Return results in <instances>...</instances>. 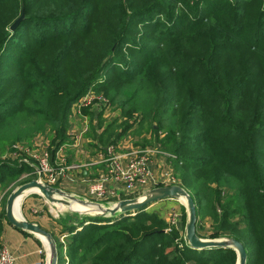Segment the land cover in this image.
<instances>
[{"label": "trees", "instance_id": "16d2710c", "mask_svg": "<svg viewBox=\"0 0 264 264\" xmlns=\"http://www.w3.org/2000/svg\"><path fill=\"white\" fill-rule=\"evenodd\" d=\"M91 90L121 110L116 139L143 123L164 133L197 235L233 237L246 264H264V0H0V149L48 132L53 158L70 142L73 104ZM112 133L109 124L99 142ZM26 166L2 162L0 185ZM149 206L57 221L65 250L43 229L58 264H236L233 249L178 248Z\"/></svg>", "mask_w": 264, "mask_h": 264}, {"label": "rangeland", "instance_id": "374dc122", "mask_svg": "<svg viewBox=\"0 0 264 264\" xmlns=\"http://www.w3.org/2000/svg\"><path fill=\"white\" fill-rule=\"evenodd\" d=\"M88 96L93 97V100L99 99V96L106 98V97H104L103 93H97L96 91H93V90H91V92L88 94ZM76 102L72 106L69 120H73L71 118L77 117L78 108H77V105H75ZM96 102L93 101L90 105H88V108L90 110L95 109V111H98L100 113L103 112L104 115H101V117L97 121V122H99L98 125L94 124L90 120V117L87 118L85 116L86 114L83 115V110L88 109V108H85L82 110V112L79 116L83 115V117H85V121L87 119L86 125L81 126V128L79 130L77 129V132H75V133L71 132V131H70L71 133H69V130H68V138H69L68 140H70L73 134H78V133H81L83 131H85V133H86L87 130L89 132V129H92L95 127L93 129L95 134L93 136L92 135L88 136V139H90V141H92V143H93V149L88 147V149H86L87 151L86 150L83 151V149H82V147L84 146L83 137H82L83 141L79 142L78 146H74V145L70 146L71 148H74V150L79 154V155H77V157H75V159H77V161H78L77 162L78 164L77 163H72V164L66 163L67 159H66L65 155L63 154V150H64L63 145H61L59 147V148H61L60 150L58 148L55 151L53 158L50 156V151H51V148L49 146L50 145V135L48 132L37 133L36 136L29 139L28 141H25V140L19 141V142L15 143L9 150L6 147L2 146V148L0 149V165L2 164V162L20 164V163H25L24 161H27L28 164L26 163L27 169L24 170L20 174V177L18 179L11 181V182H8L7 184H4L3 186L0 185V194L2 196L0 221L5 219V216L3 215V210L5 211L6 200L12 191L19 188L20 185L28 183L32 180H39V182H40L39 176H37V173H36V169L39 165L38 156L41 153H44L47 156V158L49 159L48 163H50L53 166L54 170H57V168L63 169V173L60 176H58V180H57L56 184L59 183L60 178H63V176L70 174V172H72L73 170H75V171L79 170L81 168L80 164H82V163L89 164L90 161L88 159H85V158H87L86 156H89L90 151H91V154L96 152V154L99 157V159L97 158V161H99V163H102V165H103L104 162H102L100 157H104V155L107 153L115 154L116 156L124 158V157H127L131 152H137V151L144 150L145 152H149L148 155H150V157L153 159V161H154V159H156V157L163 158L165 161L164 163H159L158 165L154 161V165H155L154 166V172L155 173L160 174L161 173L159 171L160 168H162L163 170H167V171L170 169L169 171L173 173L175 180L178 181V183L182 186L181 174H180V172H175L174 167H173V162L176 159V157H175V159L170 158L168 161H166L165 160L166 157L164 155H162V153H165V154L171 155L173 157L175 156L172 153H169L163 149V146H162L160 140L162 139V136L164 135V133L159 132L158 139H157L155 137V135L149 130L148 124L143 123L141 126H139L137 124L134 125L131 129H129L127 132H125L122 137L116 139L115 136H116V132L118 131V128L120 126H122L123 123L125 122L124 121L125 118L121 117V110L116 105L115 106L112 105L111 107L105 109L104 106L100 105L99 103L97 104ZM136 118L139 119L138 116ZM130 123H132V122H130ZM109 124L112 125L113 133L108 134L107 140L105 141L104 144H102L101 142H99L98 137L101 135V133L106 129V127ZM115 129H117V131H115ZM112 138L115 140L113 144H111V142H110V140ZM19 147H20V152L21 151L22 152L21 153L19 152V154H17V150ZM58 150H59V152H58ZM93 150H95V151H93ZM57 152H58V154H57ZM14 153L17 154L18 159L22 158L23 161H20L17 159L16 160L9 159V156L11 154H14ZM82 157L85 160H83ZM72 166H76V167L72 168ZM70 168H72V169H70ZM104 171H106V169ZM41 182H42V184H47L44 177H42ZM56 184L52 188H58L61 191H64L61 188H59V186H57ZM49 187H51V186H49ZM210 188L211 189L216 188L215 184L210 185ZM64 192H67V191H64ZM122 196H124V194ZM135 197H138V196H135ZM119 198H121L120 200L127 199V198L124 199V197H119ZM128 198H134V197L132 196V197H128ZM38 200H41L42 203L44 202L43 203L44 207L42 208V210H43L42 212H39L40 210L36 209L37 213H35L33 211V209H31V210L29 209V204L31 203V201H33V202L35 201V203H37ZM86 200L90 201L89 199H86ZM120 200H112L109 202H117ZM94 202H97V201H94ZM98 203H102V202H98ZM161 203H162L161 204L162 208L160 209V211H157L158 210L157 208L154 211L153 210H149V211L156 213L158 215V217L161 216L160 218H162L164 220L166 225L168 224V222H167L168 216L170 214H173V213H175L177 217L179 214L180 215V222L182 221V223H183V220L181 219V215H184L183 210L180 212L178 210L177 206L176 207H170L174 204H169L168 205L169 208L167 210H164V207L167 208V204H166L167 202L165 201V202H161ZM216 209H217V213L221 214V209H219L218 207ZM20 211L22 213V216L25 215V213L30 214L32 217H36V218L41 216L45 220L44 222L48 224L47 225L48 228H46V229H48V231H50V232H53L55 239H58L59 242L61 240L60 243L63 245V249H66V247H67L66 239L68 237V234L67 233L61 234L59 231V229H61V227H58V224H55V223L59 220H65L68 218L69 219H73V218L80 219V217L86 215V214H79L76 212L72 213L71 211H68V210H63L58 205L54 206V204L48 203L44 199V197H42L39 194H27V195H25V197L23 198L22 203H21ZM158 213H160V215ZM86 216H88V215H86ZM199 224H200L199 225V233L202 236L205 235L204 237H208V235L213 231V228H214V224H213L211 217L206 216L205 218L200 219ZM167 228H168V226L166 227V229ZM184 228L182 230H184ZM165 230H164V232H165ZM166 233H169V232H166ZM177 234H178V238H179V233H177ZM178 238L175 241H177ZM203 239H207V238H203ZM42 241H43V244L46 246L45 249H47L48 246L46 245L45 241L43 239H42ZM65 264H67V262H65ZM187 264H192V263H187Z\"/></svg>", "mask_w": 264, "mask_h": 264}, {"label": "water", "instance_id": "95a60500", "mask_svg": "<svg viewBox=\"0 0 264 264\" xmlns=\"http://www.w3.org/2000/svg\"><path fill=\"white\" fill-rule=\"evenodd\" d=\"M24 14L21 12L20 16L16 18V21L10 26L9 31L12 33L15 31L16 27L23 21ZM30 189H37L38 193L30 192L29 194H39L44 199L51 204H61L65 207L66 210L79 214H86L88 216H100V217H117V216H126V214L137 212L143 209L146 205H152L158 203L161 200H176L181 202L182 206L185 208L186 212V221H185V242L187 246L192 250H204V249H233L236 254V264H246V252L243 244L234 239L233 237H220L214 239H203L197 235L196 232V207L194 205V200L189 192L184 189L181 185H171V186H161L160 188L150 189L148 192L143 193V195L127 198L125 200H120L117 202L111 203H98L94 201H88L84 198H79L75 195H71L68 192L61 191L58 188H52L46 184H42L39 180H32L28 183L20 185L19 188L12 191L5 203V217L7 222L18 230H23L27 233L33 234L43 239L48 246V263L49 264H58L57 258V246L53 241L51 235L45 231L40 226L28 222L22 216L18 218L15 216L13 211V205L16 199L20 196H25ZM76 202L82 206H85L89 209H96V212L91 211L81 212L78 210L70 209V204ZM93 214V215H92ZM85 215V216H86Z\"/></svg>", "mask_w": 264, "mask_h": 264}, {"label": "built area", "instance_id": "2783aa9c", "mask_svg": "<svg viewBox=\"0 0 264 264\" xmlns=\"http://www.w3.org/2000/svg\"><path fill=\"white\" fill-rule=\"evenodd\" d=\"M91 91L88 92V94ZM88 94L86 96L82 97L79 101L76 102L75 105H77V115H80L82 110L85 108H88V105H90L93 101L97 104L104 106V108H108V101L106 98H103L99 96V99H94L93 97H89ZM92 94V93H91ZM85 131L73 134L71 137V141L69 142V145L78 146L79 142H82V135H84ZM61 148H59L60 150ZM58 150V152H59ZM20 152V147L17 150V154ZM22 152V151H21ZM20 152V153H21ZM57 152V154H58ZM149 152L137 151V152H131L127 157L121 158L119 156H116L115 154L107 153L104 155V157H100L102 162H104L106 166V171L104 174L99 176L98 178L93 179L90 184L87 186V192L89 195V200L102 202V203H111L113 198L117 196V194L106 188V186L111 184H117L122 188V191L124 193H127V195H134L140 196L143 195V193L148 192L150 189L153 188H159L160 186H171V185H180L178 181L175 180V177L172 172L169 170H160V174H157L154 172V161L148 155ZM17 154H11L9 156V159L13 160H20L23 161L22 158H17ZM166 157V161H168L170 158L175 159V156L167 155L165 153H162ZM39 165L36 169L37 176H39L40 182L42 181V177L45 178L46 185L48 186H55L58 180V176H60L63 173L62 168H57V170H54L53 166L48 163L49 159L44 153H41L38 156ZM27 163V161H24ZM28 164V163H27ZM76 166H72V168H75ZM70 168V169H72ZM66 176V175H65ZM63 176V177H65ZM61 179V178H60ZM42 183V182H41ZM57 185V184H56ZM1 206H2V196L0 194V213H1ZM35 213L37 211L33 210ZM135 213H133L132 216H134ZM168 222V228L165 230V232H171L172 230L179 233V238L177 241H175L178 244V248H183V246H187L185 242V228L180 224V215L178 214V217L175 213L170 214L167 219ZM61 242V240H60ZM188 247V246H187ZM65 250V249H64ZM15 258L9 253L6 247L2 248L0 250V264H14ZM65 262H67V259L65 257ZM40 264H49L48 263V250L45 249L44 257L40 261Z\"/></svg>", "mask_w": 264, "mask_h": 264}, {"label": "crops", "instance_id": "0c3cea01", "mask_svg": "<svg viewBox=\"0 0 264 264\" xmlns=\"http://www.w3.org/2000/svg\"><path fill=\"white\" fill-rule=\"evenodd\" d=\"M83 115L81 116L77 115V117L71 118L73 120L68 121L69 122V133L71 132L75 133L77 132V129L79 130L81 128V126L86 125L87 119L85 121V117H83ZM101 115H104L103 112L100 113L98 111H94L93 115L88 114L85 116L87 118L90 117V120L94 124L98 125L99 122L97 121L101 117ZM94 128L89 129V132L87 130V132L83 135V139H84V146L82 147L83 151L88 149V147L93 149V143L92 141H90V139H88V136L92 135L91 132ZM63 147H64L63 154L65 155L67 159L66 163L67 164L77 163L78 161L77 159H75V157H77V155L79 154L74 150V148H71L69 143L63 144ZM86 157L87 158L85 159H88L90 161L89 164H84V163L80 164L81 168L79 170H76V171L73 170L72 172H70V174L61 178L57 186H59V188H61L62 190L69 192L71 195H75L79 198L88 199L89 198V195L87 192L88 184H90V182L93 179L98 178L99 176L104 174L105 172L104 170L106 169V166L105 164L102 165V163H99V161H97V158L99 159V157L96 154V152L91 154V151H90L89 156H86ZM154 161L157 165L159 163L165 162L163 158H158V157H156ZM161 169L162 168H160V170ZM106 188L107 190L110 189L117 194V196H115V198H113L112 200H120L121 198L119 197H124L125 199L128 197L136 196V194L134 195L132 194L128 196L127 193H124L122 191V188L117 184L109 183L106 186ZM122 193L124 194V196H122L123 195ZM22 200H23V197L20 198V200L18 201V208L20 207ZM165 201L167 202L166 203L167 208L164 207V210H167L169 208L168 207L169 204H174L170 207L177 206L180 212L183 210V206L179 200L176 201V200H170V199L161 200L158 203H154L148 207V210L154 211L157 208L158 209L157 211H160V209L162 208L161 202H165ZM43 203L41 202V200H38L37 203H35V201L34 202L31 201V203L29 204V209L30 210L39 209L40 210L39 212H42L43 211L42 208L44 207ZM158 214L160 215V213ZM23 216L28 222L41 226L44 229L48 228L47 227L48 224L44 222L45 220L41 216L36 218V217H32L30 214H27V213H25V215ZM0 217H1V214H0ZM181 219L183 220V215H181ZM180 224L184 228V224L182 223V221L180 222ZM4 247H6L9 253L15 258L14 264H40V261L44 257L46 246L43 244V241L40 237L38 238L37 236L33 234L27 233L23 230L20 231L14 228L7 222L6 217H5V219L0 221V249Z\"/></svg>", "mask_w": 264, "mask_h": 264}, {"label": "bare ground", "instance_id": "6f19581e", "mask_svg": "<svg viewBox=\"0 0 264 264\" xmlns=\"http://www.w3.org/2000/svg\"><path fill=\"white\" fill-rule=\"evenodd\" d=\"M30 192L38 193V190H37V189H30L29 191L24 192V193H26V195H27V194H29ZM22 197L24 198L25 196H20L18 199H16V201L14 202V205H13V211H14V213H15V216L18 217V218L21 217V211H20L21 205H20V207L18 208V201H19L20 198H22ZM181 202H184V201L181 200ZM21 203H22V202H21ZM56 205L60 206L63 210H66L65 207H64L63 205L58 204V203L54 204V206H56ZM69 207H70V209H72V210L74 209V210H78V211H81V212H88V213H91V211L96 212V209H93V208L89 209V208H87V207H85V206H82V205L76 203V202L71 203ZM18 211H19V212H18ZM126 215H127V216H132L133 213L126 214Z\"/></svg>", "mask_w": 264, "mask_h": 264}]
</instances>
